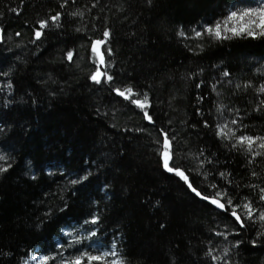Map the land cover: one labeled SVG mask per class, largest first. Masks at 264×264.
Returning <instances> with one entry per match:
<instances>
[{"label":"trees","instance_id":"16d2710c","mask_svg":"<svg viewBox=\"0 0 264 264\" xmlns=\"http://www.w3.org/2000/svg\"><path fill=\"white\" fill-rule=\"evenodd\" d=\"M63 2L0 0V73H8L0 75V152L10 158L0 165H12L0 173V264H37L45 255L60 264L77 250L105 252L113 243L127 264H264V149L234 148L235 137L216 134L227 124L236 136L264 137V93L257 91L264 37L195 36L228 11L255 4ZM96 39L106 41V66L91 51ZM97 67L114 80L92 81ZM117 87L146 97V107L118 96ZM164 133L174 166L200 192L251 202V221L237 209L244 228L161 167ZM93 216L96 224L85 223Z\"/></svg>","mask_w":264,"mask_h":264},{"label":"snow or ice","instance_id":"6c2138e0","mask_svg":"<svg viewBox=\"0 0 264 264\" xmlns=\"http://www.w3.org/2000/svg\"><path fill=\"white\" fill-rule=\"evenodd\" d=\"M74 2V0H73ZM149 4H151L152 0H147ZM255 6H249V7H241L237 8L235 10L228 11L224 16H222L220 19H217L212 24H205L203 25V31H196L195 36L200 37L204 34H207L208 36L212 37L215 40H226V39H232L233 37H242V36H248L252 38H258V37H264V0H251ZM68 3V0H64V2L61 4V7L63 8ZM73 16L75 15H82V13L73 12ZM61 16V13H57L50 17V20L53 23H56L59 21ZM39 29L35 31V36L37 39H39L42 36L43 29L48 27L49 20H40L38 21ZM59 26V25H57ZM79 31V29H78ZM181 36H184L185 33L181 31L179 33ZM110 32L104 31L103 37H109ZM106 41L104 39H96L95 41L91 42V51L94 54H97L99 57V65L106 66V61L104 58V54L101 52V46L105 45ZM107 52L110 54L111 49L108 48ZM67 59L72 60L73 59V52L69 51L67 52ZM0 75L7 76L8 73H0ZM224 76H228L229 73L224 72ZM90 79L94 81L95 83H101L102 79H106L108 82H112L114 80V77L112 75H107L106 73L102 72L99 67H97L96 71L91 74ZM251 86L250 82L244 87ZM4 85H0V90H3ZM8 89H11L13 86L11 82L9 81L6 85ZM237 88H240L241 85H236ZM213 88H215V85H213ZM115 93L123 97L126 100H130L132 103H134L138 108L144 109L147 105V98L145 97L144 101H141L139 99H132L133 96V89L131 87H127L126 89H121L119 87L113 89ZM257 91L264 93V85H261ZM260 104L264 105V100L260 101ZM219 110V109H218ZM145 116L148 120H152V117L145 112ZM207 123V122H205ZM233 124H236L237 121L233 120ZM247 127V126H244ZM227 124L223 125H217V135L224 137V138H236V143L232 146L236 148L237 146H245L246 150L248 152L253 151V146L258 145L260 149H264V137H253L250 135H239L236 136L235 131L228 129ZM159 144L160 142L157 141ZM159 152V161L161 164V167L166 170L168 173L174 174L176 177L180 178L182 181H184L187 184V187L190 189L192 193L195 194L196 197L201 198L203 201L209 202L211 206H215L219 210H224L230 212L231 217H234V223H238V226L242 229L245 227V220L241 218V214L237 211L238 208L243 207L244 208V215L248 218L249 221L253 219V208L251 202H248L243 205L236 204L234 205L233 200L231 197L228 196L226 191H219L216 192L214 195H206L200 192L197 187L193 186L191 181L189 180V176L185 173L184 170H182L179 167L174 166L175 160H174V152L172 147V141L169 139L168 134L164 133L163 136V144L162 148L158 149ZM253 155H261L260 152H254ZM9 156L6 153L0 152V161L7 162L9 160ZM201 165H203L204 161H199ZM10 163H5L3 165H0V173L8 171L9 168H11ZM221 176L224 175V173H220ZM253 176L257 175L255 172L252 173ZM88 177L84 176L81 177V180H86ZM80 181L73 180L70 183L76 184ZM231 183V181H229ZM212 188H216V185H210ZM260 192L262 193L259 197L261 201H264V188L260 189ZM223 201V202H222ZM259 221L264 224V211H261L258 217ZM99 220L98 216H93L91 218V221H85V223H92L96 224ZM221 233H217V235H220ZM90 235L94 236L95 233H91ZM80 238L77 237L75 240V243H79ZM237 245L240 243V241L236 242ZM255 243V241H253ZM77 255L69 257L68 259L61 258L60 264H127L126 259L121 255V253L117 250L116 245L113 243L111 246V249L109 251L105 252H89L87 250L85 251H79L77 250ZM35 259V257H33ZM213 259H218V257H213ZM49 260H55V257L52 256H41L38 264H49Z\"/></svg>","mask_w":264,"mask_h":264},{"label":"water","instance_id":"95a60500","mask_svg":"<svg viewBox=\"0 0 264 264\" xmlns=\"http://www.w3.org/2000/svg\"><path fill=\"white\" fill-rule=\"evenodd\" d=\"M101 70V69H100ZM102 71V70H101ZM103 80V79H102ZM172 174V173H171ZM215 207V206H214ZM216 208V207H215ZM221 211H224V210H221Z\"/></svg>","mask_w":264,"mask_h":264},{"label":"rangeland","instance_id":"374dc122","mask_svg":"<svg viewBox=\"0 0 264 264\" xmlns=\"http://www.w3.org/2000/svg\"><path fill=\"white\" fill-rule=\"evenodd\" d=\"M36 263L38 264V261H36Z\"/></svg>","mask_w":264,"mask_h":264}]
</instances>
